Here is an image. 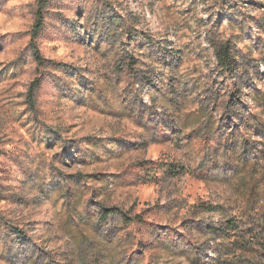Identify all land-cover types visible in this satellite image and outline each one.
<instances>
[{
  "label": "rangeland",
  "instance_id": "374dc122",
  "mask_svg": "<svg viewBox=\"0 0 264 264\" xmlns=\"http://www.w3.org/2000/svg\"><path fill=\"white\" fill-rule=\"evenodd\" d=\"M39 1L0 0V264H211L264 170V0Z\"/></svg>",
  "mask_w": 264,
  "mask_h": 264
},
{
  "label": "trees",
  "instance_id": "16d2710c",
  "mask_svg": "<svg viewBox=\"0 0 264 264\" xmlns=\"http://www.w3.org/2000/svg\"><path fill=\"white\" fill-rule=\"evenodd\" d=\"M41 1L42 5L46 6L49 0H40L39 2ZM40 21L38 19L35 22L36 29L41 28ZM32 49L38 63H41L42 57L37 48L32 45ZM214 52L222 71H235L236 59L233 54H230L227 44L222 47L214 45ZM254 165V163L248 165L244 163L243 166H239L241 172V175H238L239 182L244 181L242 193L247 192L246 195L249 198L245 204V213L248 215V219L244 221L245 223H240L237 218L224 215L218 226L208 227L209 232H212L219 240L221 246L220 250H217V255L211 260V264H264V170ZM247 166L252 169L250 173L249 170L242 171ZM107 217L108 212L105 210L102 212V218L105 220ZM246 225L249 227H244Z\"/></svg>",
  "mask_w": 264,
  "mask_h": 264
},
{
  "label": "clouds",
  "instance_id": "9594fccd",
  "mask_svg": "<svg viewBox=\"0 0 264 264\" xmlns=\"http://www.w3.org/2000/svg\"><path fill=\"white\" fill-rule=\"evenodd\" d=\"M108 2L124 16L125 26L146 27L147 21L154 18L149 15V4L152 0H135V2L133 0H108ZM156 7L158 9L159 5ZM106 11L110 10L106 9Z\"/></svg>",
  "mask_w": 264,
  "mask_h": 264
}]
</instances>
